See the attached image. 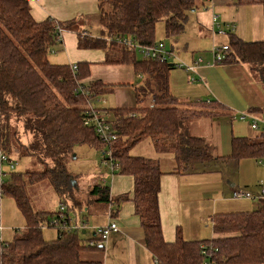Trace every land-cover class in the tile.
<instances>
[{
	"label": "trees",
	"instance_id": "1",
	"mask_svg": "<svg viewBox=\"0 0 264 264\" xmlns=\"http://www.w3.org/2000/svg\"><path fill=\"white\" fill-rule=\"evenodd\" d=\"M238 2L260 3L264 7V0ZM196 4V0H102L99 22L104 34L78 33V47L102 48L105 63H130L144 78L135 87L134 107L106 109L112 114L110 121L116 138L103 142L96 127L85 125V120L92 116L88 110L95 106L93 99L113 92L115 85L89 80L91 62L80 61L73 70L72 65L52 63L49 59L51 48L61 42L58 28L63 32L77 21L52 17L38 21L32 15L29 0H0V116L6 117L0 127V148L12 155L8 147L14 141L20 144V155L31 156L43 165L41 170L24 172L8 168L9 172L3 175L0 199L7 195L15 200L24 217L25 230L15 233L10 241L0 239V264H103L100 258H82L86 251H104L105 243L95 234L85 241L81 237L83 231L57 230L58 236L47 240L43 227L52 226L56 212L35 209L28 191L29 185L47 181L60 204H80L73 184L76 175L68 169L76 145L110 151L119 165L114 174L133 177L131 200L141 222L144 244L155 264H264V194L252 210L214 214L212 237L187 240L178 229L175 240L168 242L163 235L159 207L164 171L157 159L130 153L137 143L150 140L157 153L173 155L172 172L182 174L192 172L197 162L259 159L264 153L262 133L258 138L233 136L230 153L216 156L205 137L190 133L189 124L203 117L227 115V106L217 99L178 98L170 89V72L177 63L144 58L123 42L130 39L141 45H155L156 24L161 20L166 36L178 37ZM228 45L225 58L217 63H246L264 83V39L245 41L231 33ZM254 111H264V107ZM11 115L22 123L26 134L32 135L30 141L23 142L17 130L11 132ZM102 160L105 167H110L104 154ZM15 161L17 164L16 158ZM259 186L264 188L263 183ZM89 194L98 202L115 206L113 212L130 199L128 194L111 196L110 188L99 181L92 185ZM90 241L94 244L90 245Z\"/></svg>",
	"mask_w": 264,
	"mask_h": 264
},
{
	"label": "crops",
	"instance_id": "2",
	"mask_svg": "<svg viewBox=\"0 0 264 264\" xmlns=\"http://www.w3.org/2000/svg\"><path fill=\"white\" fill-rule=\"evenodd\" d=\"M101 1L102 0H29V3L32 15L38 21H42L48 17H52L59 21H80V19L95 21L93 16H96L99 22V4ZM196 2V8L189 13L184 32L178 37H171L173 40L171 50H181V54L178 53V51L176 53H178L180 57L182 55L183 59L186 58L191 61V64H194L199 58L203 59V61L197 65V73H195V75L198 77L196 80L197 82L199 79L202 80L200 85H202L208 93L218 95L215 91L212 80L213 74H219L220 78L224 80L228 88L236 91L240 95L241 107L238 108L237 105L233 104V108H230L226 105L229 109V114L216 118L203 117L195 119L189 124V131L192 135L205 137L213 145L216 156H224L228 155L231 151V139L233 136L258 138L264 133L262 129H255L252 126V122L256 119H258L260 127L264 125V111H254L256 107H264V83L250 71V68L246 63L225 62L214 64L212 62L214 56L212 49L214 45L221 46L229 44L231 33L245 41L263 40L264 7L260 3L245 4L238 2V0H196ZM102 29L101 32L103 31ZM221 30L224 32H220ZM78 33H88L89 35H92L90 30H86V28L81 29V31L77 30V24L72 28L64 29L62 32L61 44L58 48L66 49V54L69 60L58 62L57 64L73 65L80 61L91 62L90 77L88 79H100L104 82L112 83L115 86L125 84L131 85L134 96L133 101L128 100L130 101L129 103L115 107H134L136 105L135 87L140 85L144 78L139 76L135 71L134 66L130 63H105V52L96 59L85 58L72 60L70 53L72 52V47H78ZM200 51H208L210 53V55L205 58L206 61L204 60V57H197L195 54ZM172 93L183 100H194L193 98L179 97L173 91ZM205 100H209V98ZM240 114H245L244 118H242L241 115L242 120H249L250 129L248 131L243 130L242 126L237 124V126H234L231 131L229 129V131L226 132L224 122L218 121V119L223 116H228V118L237 116L239 119ZM237 121H235V123ZM198 127L202 128L201 132H196ZM76 157L75 153L74 158ZM161 158L164 163H172V167L167 170H163L161 167L164 173L161 176L159 207L163 235L166 241L173 242L176 238L178 229L181 230L183 237L187 240L212 237L213 228L211 218L214 214L220 212L252 210L256 208L257 204H254V202H251L248 199H235L232 196L229 197L228 191H233L236 187L249 184H264V153L259 159L243 158L240 160H225L221 162V164L225 165L227 169H230L233 172H238L239 175L231 177L226 174V169H223L224 175L231 177L227 178V185L231 189H228L226 186L221 187V181L216 186V188L221 187V190H216L213 186L211 187V193L214 196L212 198V203L204 206L206 207L205 213L203 214L204 216H200L199 222L196 225H193L194 222L191 221L190 218L193 211L188 209L191 205L193 194L192 192L183 194V192H187L191 189L190 186L185 185L183 182L185 173L172 172L175 169V166H173V163H175L174 158ZM156 159L160 164L162 163L160 158ZM216 162L219 163L220 161L217 160ZM75 175L76 179L73 181V184L75 185V194L76 196H80V188L77 181L79 175ZM130 177L132 183L131 190L120 192L115 195H112L110 190L111 196L116 197L123 194H128L130 196L129 200L123 201L121 205L117 207L116 212H113L112 208H114V206L112 204H105L106 208L98 210V205L101 203L95 200L96 197L94 195L89 194L92 185L97 181L100 182L99 175H95V178L92 179L90 184L89 191L87 192V202L85 204L82 202V204L70 202L69 214L73 224H82L87 218V211L95 214L96 212H103V210H105L109 216V220L106 223L108 224L110 221L116 222V217L119 218V214L122 210L124 213L127 212V214L132 216V222L127 223L125 220L118 222L119 224H117L120 228L119 231L113 232L110 236V242L113 247L117 246L120 240L128 239L126 246H129L127 247V249L129 248V257L127 259L118 258L117 264H145L146 259L155 264L152 254L144 244V233L141 222L138 215L135 213V206L131 200L134 179L132 176ZM45 200L46 206L49 207L47 209L56 211L59 205V200L54 207L52 206L51 199L48 198V195H46ZM122 205L128 207L124 209L125 207ZM196 213L199 215V211ZM78 219L83 221H78ZM205 219L209 220V224H204L203 221ZM106 224L103 223V225ZM99 226H102V224ZM81 230L84 231L83 234L87 233L86 229ZM4 236L5 234L3 233L2 239L5 241H10L13 238V236L11 238ZM57 236L58 231L56 230V236L54 238L46 239L53 240ZM140 237L143 238V243ZM104 246V251H96L103 252L104 256L100 257L94 255V257L102 259L103 264H108V262H106V244H104Z\"/></svg>",
	"mask_w": 264,
	"mask_h": 264
},
{
	"label": "rangeland",
	"instance_id": "3",
	"mask_svg": "<svg viewBox=\"0 0 264 264\" xmlns=\"http://www.w3.org/2000/svg\"><path fill=\"white\" fill-rule=\"evenodd\" d=\"M93 19L95 21H88L83 19H80L81 22L77 21L76 23L77 30L81 31V29L86 28V30H90L93 36H100L104 34L101 32L103 26L98 22L97 17L93 16ZM155 38L157 42L163 41L166 50L171 51V53L169 54L170 55L169 59L172 62H176L178 64L180 63L191 64V61H189L186 58L183 59L182 55H181L182 58L178 55V53H180L181 50L180 51L177 50L178 53H176L177 51L175 49L171 50L173 40L171 39V37L165 35V25L163 20L159 21L156 24ZM60 44L61 42H58L51 48L49 52V59L51 62L58 63L69 60L66 54V49L58 48L60 47ZM104 52L105 50L102 48L72 47V52L70 54L72 60L85 59V58L96 59L101 55H103ZM195 54L197 55V57L200 56L204 57L205 61H206L205 58L210 55L208 51H200L199 53L197 52ZM212 82L214 83V88L218 95L208 93L203 88V86L200 85L202 83V80L199 79L198 82L194 80L192 81L188 73L179 66H176L174 69H172L170 73L171 90L179 97L182 96L184 98L203 99V100L208 98L209 99L216 98L225 105H228V107L230 108L231 107L233 108V104L237 105L238 108L241 107L240 95L236 91L230 90L227 84L224 82V80L220 78L219 74H213ZM97 98L93 99L94 105L100 108L101 111L106 116L111 117L112 114L106 111V109L119 106L125 103H129L130 101H133L134 96L131 85L125 84L121 86H115L114 92L104 93L102 95H99ZM150 100L151 98L147 99V104L150 103ZM241 115L242 114L239 115V119L237 118V116L236 117L232 116L231 118H228V116H223L219 118L218 121L224 122L226 132H228L229 129L231 131V129L234 126H237V124L241 125L243 130L248 131L250 129L249 120L248 119L242 120ZM5 121H6V117L0 116V127L4 125ZM235 121L237 122L235 123ZM9 125L11 132L17 130L18 135L21 137V140L23 142L30 141L32 135L26 134L24 132L22 123L19 120H17V117L15 115H11V118L9 120ZM201 130L202 128L198 127L196 132H201ZM16 135H15V139H16ZM11 140L14 139L12 138ZM19 145H20L19 143L16 145V143L12 141L11 145H9L8 147L9 148L8 150H10L12 156L17 160V164L14 166L13 170L17 172H24L26 170L43 169V165L40 162H38L36 159L32 158L31 156L20 155L17 149L19 148ZM74 153H76L77 157L71 159V161L68 163V169L73 173L79 175L77 177V181L79 183L80 196H76V197L79 198L80 203L82 202L83 204H85L87 202V195H88L87 192L89 191L90 184L92 182V179L95 178V175L96 176L101 175L99 176L100 182L110 188L112 195L124 191H129L132 189L131 177L129 175L119 174L118 172L117 174H114L109 166L107 167L104 166L102 160L103 151L101 149H96L88 145H76L74 147ZM130 153L133 155H142L153 159L160 158L162 162L161 167L163 168V170H167L168 168L172 167V163L170 162L164 163L161 157L173 158V155L170 153H157L150 140H144L137 143L131 148ZM173 166H175V163H173ZM4 168L8 169L9 166L4 165ZM223 169H226L225 170L227 172L226 174L230 175L231 177L239 175L238 172H233L232 170L227 169L225 165L221 164V162L217 163L215 160H210L205 163H200V162L194 163V168L192 169L193 171L184 174L185 178L183 182L185 183V185L190 186L191 189L187 192H183V194H186L188 192H192L193 194V197L191 198V205L188 207V209L193 211L190 217L191 221L194 222L193 225L198 224L201 215L204 216L203 214L205 213L206 210V207L204 206L212 203V198L214 197L213 194L211 193L212 186L216 188L217 184L221 181V187L226 186L228 189H231L227 185L228 184L227 178H231V177H227V175H224ZM221 187L220 188L217 187L216 190H221ZM239 188H244L252 192L255 195V197L248 200L254 202V204L255 203L257 204L259 198L261 197V192H260L261 187L259 186V184L258 185L249 184L246 186H239ZM28 191L31 200L34 204V208L37 210H44L49 208L46 206V200H45L46 195H48V198L51 199V203L53 207L56 205L58 201L56 194L54 193L51 185L47 181L29 185ZM228 192H229L228 196L233 197V191L230 190ZM48 203L50 204L49 201ZM99 203L101 204L98 205V210L99 209L102 210L106 208V205L104 203L102 202ZM124 207H125L124 209H126V207L128 206H124ZM197 211H199V215L196 213ZM122 212H120L119 218L116 217L117 218L116 222L118 223L121 222L122 220H125L127 223H131L133 220L132 216H130V214H127V212L126 213L124 212L122 213ZM0 214H1V225L3 227V233L5 234L4 237L11 238L14 235V233L20 234L25 230L24 217L22 216L21 212L18 210L15 200L12 197L7 195H3L1 197ZM86 214H87L86 215L87 218L84 220V222H86V228L84 229L87 230V233L81 234L82 235L81 237L85 241L88 240L87 238L93 236V232L97 226H99L100 224L103 225V223L106 224L109 220V216L105 212V210H103V212L102 211L96 212L95 214L87 211ZM78 221H83V220L78 219ZM203 222L204 224H209V220L207 219H205ZM56 230L57 229L54 225H52L51 227L45 226L43 227V235L47 239L54 238L56 236ZM79 231L82 230L80 229ZM110 236L104 242L106 244V262H108V264H117L118 258L127 259L129 257V252H128L129 248L127 249V247L129 246H126L128 239L120 240L117 246L113 247L112 243L110 242L111 240ZM140 239L142 240L143 243V238L140 237ZM94 255L103 257L104 253L96 252V251H86L82 253V258L96 259ZM145 264H153V263H151L149 260L146 259Z\"/></svg>",
	"mask_w": 264,
	"mask_h": 264
},
{
	"label": "built area",
	"instance_id": "4",
	"mask_svg": "<svg viewBox=\"0 0 264 264\" xmlns=\"http://www.w3.org/2000/svg\"><path fill=\"white\" fill-rule=\"evenodd\" d=\"M60 31L59 34V41L62 39V29L58 28ZM232 30V28H231ZM224 32V31H220ZM123 42L130 48H134L137 50L144 58L147 59H169L171 51L166 50L164 42L160 41L155 45H141L136 42H133L130 39H124ZM229 50V45L224 44L221 46H213L212 53H213V63L221 62L225 58V52ZM170 60V59H169ZM203 61L202 58H199L195 61L194 64H186V63H177V66L183 68L186 72L189 73L190 79L193 81L197 80V76L195 75L196 67ZM73 70L77 69V65H72ZM141 77V75H139ZM89 114H92L91 117H87L85 120V125L93 124L96 127L98 137L103 142H108L116 138V133L111 124V117L106 116L100 109H96L95 106H89L88 110ZM245 117V114L242 115V118ZM252 126L255 129H260V125L258 123V119L252 122ZM264 130V125L262 126ZM103 154L106 157L107 165H110L112 172L114 173V169H118L119 165L117 162L114 161L112 157V153L110 151H103ZM8 164L9 169H13L16 165L15 158L10 155L8 152L2 150L0 148V183L3 181V175L6 172H9V169L4 168V165ZM261 194H264V188L261 189ZM255 195L244 189L236 187L233 189V198L235 199H243V198H254ZM70 205L59 203L56 209V215L54 216L51 225H54L57 230L61 231H79L80 229L86 228V222H81L82 224H73L70 214H69ZM119 231V226L117 222L110 221L106 225L98 226L94 230V234L97 235V238L101 242H105L109 236L113 232ZM3 227L1 225V214H0V239H2ZM90 245L94 244L93 241L89 242Z\"/></svg>",
	"mask_w": 264,
	"mask_h": 264
},
{
	"label": "water",
	"instance_id": "5",
	"mask_svg": "<svg viewBox=\"0 0 264 264\" xmlns=\"http://www.w3.org/2000/svg\"><path fill=\"white\" fill-rule=\"evenodd\" d=\"M74 157H75V155H74ZM84 232V231H83Z\"/></svg>",
	"mask_w": 264,
	"mask_h": 264
}]
</instances>
